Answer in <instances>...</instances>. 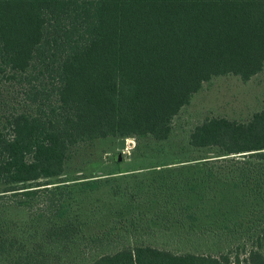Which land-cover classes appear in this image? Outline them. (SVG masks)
I'll return each mask as SVG.
<instances>
[{"label": "trees", "instance_id": "16d2710c", "mask_svg": "<svg viewBox=\"0 0 264 264\" xmlns=\"http://www.w3.org/2000/svg\"><path fill=\"white\" fill-rule=\"evenodd\" d=\"M263 69L264 0H0V84L21 89L0 116V264H264V109L197 125L216 155L54 180L81 144L166 140L205 82Z\"/></svg>", "mask_w": 264, "mask_h": 264}, {"label": "rangeland", "instance_id": "374dc122", "mask_svg": "<svg viewBox=\"0 0 264 264\" xmlns=\"http://www.w3.org/2000/svg\"><path fill=\"white\" fill-rule=\"evenodd\" d=\"M0 85L1 116L9 104L16 100L18 94H21V89L11 82ZM262 109H264V69L249 81H244L235 75L214 77L204 83L202 89L192 98L191 103L185 106L174 119L173 130L168 139L128 137L127 149L120 157L117 156L120 151L118 137L109 136L81 144L70 153L64 173L54 180L98 177L122 180V175L126 174L130 183L134 181L132 173L138 174L137 180H139L145 175L153 174L157 169L174 166L197 157L216 155L215 151L196 148L190 144V136L196 126L211 117L248 121ZM116 182L114 180L112 184ZM121 182L126 185V182ZM182 246L199 248L192 244ZM250 248L251 243L241 246L239 252L242 261Z\"/></svg>", "mask_w": 264, "mask_h": 264}, {"label": "water", "instance_id": "95a60500", "mask_svg": "<svg viewBox=\"0 0 264 264\" xmlns=\"http://www.w3.org/2000/svg\"><path fill=\"white\" fill-rule=\"evenodd\" d=\"M118 149L120 151L117 153V156L120 157L122 152L127 149V138H120L118 140Z\"/></svg>", "mask_w": 264, "mask_h": 264}]
</instances>
